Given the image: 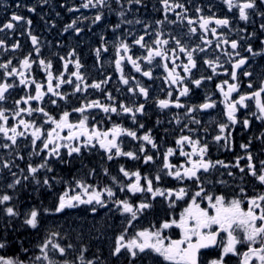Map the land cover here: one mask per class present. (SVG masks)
Here are the masks:
<instances>
[{"label":"snow or ice","instance_id":"snow-or-ice-1","mask_svg":"<svg viewBox=\"0 0 264 264\" xmlns=\"http://www.w3.org/2000/svg\"><path fill=\"white\" fill-rule=\"evenodd\" d=\"M4 7L0 264H264V0Z\"/></svg>","mask_w":264,"mask_h":264},{"label":"flooded vegetation","instance_id":"flooded-vegetation-1","mask_svg":"<svg viewBox=\"0 0 264 264\" xmlns=\"http://www.w3.org/2000/svg\"><path fill=\"white\" fill-rule=\"evenodd\" d=\"M76 2L78 3L79 0H76ZM15 3V0H0V21H3L5 19V16H6V10H5V7L4 5L5 4H9V5H12ZM10 11V10H9ZM81 14H84V15H91V12L89 10H84L82 9L81 12H78L76 13L75 15L79 16ZM72 15L73 14H70V13H67L66 11H62V19L58 20V27L62 26L64 23H67L70 21V19L72 18ZM33 20H34V23H33V30L35 31L36 34L38 35H41V38L42 39H47V40H52L54 41L55 39H57V31L56 30H53V31H45L44 30V26H43V23L39 20V17L38 16H34L32 17ZM108 19L110 20H114L115 17L114 16H109ZM96 31H99L98 29ZM89 37H91V34L89 33L88 36H85V40L89 39ZM19 39H21L22 43H24V47L25 49H27L28 47V44L30 42H25V38L24 37H18ZM93 40H95V37H92ZM63 41L64 43H71V44H75V40H73L69 34L65 33L64 34V37H63ZM82 48V55H84L86 52H87V48L84 47V46H81ZM87 63L88 65L90 66L92 64V59L91 57H88L87 58ZM259 70V69H257ZM71 103L72 104H75L77 103V100L75 97L72 98L71 100ZM155 119V117H153V120ZM126 123H128L126 121ZM214 156H216L217 154L214 153L213 154ZM220 158H224V159H228L230 158L228 156V154L226 153H220L219 154ZM103 216H104V213H102Z\"/></svg>","mask_w":264,"mask_h":264},{"label":"rangeland","instance_id":"rangeland-1","mask_svg":"<svg viewBox=\"0 0 264 264\" xmlns=\"http://www.w3.org/2000/svg\"><path fill=\"white\" fill-rule=\"evenodd\" d=\"M47 199H50V197H47ZM102 217L103 214L101 213V217H96L95 220H99L101 224H103ZM65 221L71 222V227L83 231L85 233L86 238L94 223L93 217L91 215H86L83 211V208H81V210L79 211L72 210L66 216L58 217L56 222L63 224L65 223ZM65 226L67 227V225ZM92 234L94 235L95 233L93 232Z\"/></svg>","mask_w":264,"mask_h":264},{"label":"trees","instance_id":"trees-1","mask_svg":"<svg viewBox=\"0 0 264 264\" xmlns=\"http://www.w3.org/2000/svg\"><path fill=\"white\" fill-rule=\"evenodd\" d=\"M2 227H3V225L0 224V229H2ZM19 234H23L26 239H31L33 242H35L38 239V237L36 236L35 233H31V234H29V233H18V235Z\"/></svg>","mask_w":264,"mask_h":264}]
</instances>
